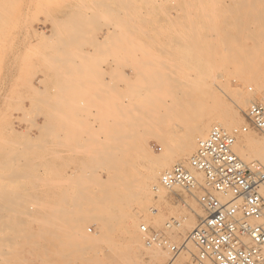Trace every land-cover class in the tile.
Masks as SVG:
<instances>
[{
    "label": "rangeland",
    "instance_id": "rangeland-1",
    "mask_svg": "<svg viewBox=\"0 0 264 264\" xmlns=\"http://www.w3.org/2000/svg\"><path fill=\"white\" fill-rule=\"evenodd\" d=\"M80 1L0 0V264H70L71 262V264H80V259H77L80 260L79 262L75 261L76 256L67 259L68 262L66 258H70L71 255L70 257L69 255L66 257L61 255L68 252L67 248L63 249L66 246L65 241L58 240L59 243L65 244V246L60 244L63 245L61 247L54 235L51 238L52 234H45L44 231L47 225L43 223V214H41L47 212L44 208L46 206L44 199L46 198V201L47 199L49 201L48 197L51 196L53 200L49 203H52L54 208L55 205L59 204V200H57L59 189L65 187L71 189V181L78 179L80 181L81 178L83 184L93 190V194H97L98 189L95 190L98 185L95 184V181L98 182V180L94 175L102 180L101 183L99 182L100 189L107 188L109 182H103L110 180V177H107L109 176L108 172L104 168L106 155L105 153H95L93 149L99 148L100 144L97 143H108L104 141L111 140L107 136L112 135L111 133L118 135L114 136L116 139L113 137L115 140H118L117 137L127 139L123 133L130 129L125 126H123L124 128L118 126V124L121 120V125L126 124L127 121L125 123L123 121L128 116H138L137 112L132 110V102L140 103V97L146 96L148 93L146 88L141 87L143 77H147L155 71L158 75H162V72L163 74L168 72L167 75L170 74L175 78L184 79L185 83L188 82L186 87L183 88L188 93L187 101H183L181 104L183 106L177 109L179 116L176 114L177 117L175 115V119L172 120L170 113L167 115L169 118L165 116L166 119L164 122L162 121V124L164 123L163 136L171 148H175L183 134L189 131L187 128L189 126L199 125L206 133L210 124L215 122V110L218 105H233L231 93L228 92V85L226 86L227 83H225L227 78L229 79L230 89L236 85L244 95L246 94L245 96L249 100L245 108L238 112L242 122L237 126L245 124L244 111L251 100H264V95L256 91L253 83L241 82L235 77L239 65L231 62L234 61L232 57H228L230 50L241 52L253 49L259 44L264 46V40L257 41L255 45V40H251L247 36L248 33L246 32L248 30H253V34L257 33L259 35L260 31L264 30V24L256 19L253 20L248 16L241 15L242 10V12L247 9H249L247 12L254 10L250 9L252 6L249 4L248 6L247 4L235 3H242L243 0H82V3ZM246 1L244 0V2ZM263 4L261 2L254 7L257 8L258 13L264 14ZM83 6L85 7L83 8ZM76 7L78 11H76ZM108 9L110 12L105 14ZM209 9L213 10V13ZM102 13L104 16H100ZM114 13L117 15V20L113 17L116 16ZM86 15L89 16L87 18H90V20L86 18ZM91 15H95L93 16L95 22ZM118 15L121 21L118 20ZM70 16L77 17V19L82 17V21L85 22V26H81L83 30L79 32L78 36L77 33H73V36H77L78 39V42L76 40L74 43H69L70 39L66 40L70 35L71 41L76 39L72 36L71 31L75 27L74 25L71 26L72 22H68ZM65 19L68 20L69 24L66 23ZM87 20L91 22H87ZM105 20L109 21V25H103ZM239 20H245L248 23L238 27L235 25V21ZM189 22L193 23L190 24ZM105 24L108 23L105 21ZM217 26L225 30L223 36V32L220 33L216 30ZM66 27H69V29ZM207 27L211 29H207ZM239 28L243 30L241 33L238 31ZM82 31L84 32L82 33ZM218 34L220 37L216 36ZM111 35L115 36L111 37ZM209 39H212V42ZM201 40L204 43L207 42V44L202 43ZM63 41H65V44ZM213 43L218 48H215L212 45ZM112 44L120 47H111ZM66 45L70 47L67 48ZM242 45L245 46L242 47ZM198 47L204 53L201 51L199 53V50L195 49H198ZM224 51H227L228 55ZM217 52L219 54H216ZM199 54H202L200 56L204 59H207L208 56L209 59H214L213 62L216 65V80L214 83L210 71L203 73L205 81H202L200 71L193 68L195 61L200 62L203 60L200 59ZM259 54V59H264V49ZM72 59L75 64H73V67H71V64L70 69H68L67 63L73 62ZM245 60H249V57ZM250 60H256V58H250ZM96 61L97 63H95ZM210 61L212 62V60ZM185 62L187 63L185 64ZM78 66L81 69L77 68ZM233 71L235 72L233 73ZM141 76L142 78H140ZM64 80L67 83L71 82V84L66 83L68 87L66 84L65 87L63 85ZM57 83H62V85L59 86ZM65 89L67 90L66 93L64 92ZM134 105L135 108L136 104ZM55 107H57L56 110ZM64 109L67 110L64 111ZM127 110H132L133 113L131 111V113H127L128 115L126 113H124L125 116L122 115L125 111L129 112ZM161 112L163 113V110ZM166 112L168 113L167 109ZM180 116L181 120L179 121ZM104 119L106 120L104 121ZM136 125L140 128L136 127L135 131H138V133L144 129L141 132L143 134L146 131L145 128L148 130V132L146 131L147 134L142 135L140 133V135L149 142L150 151L153 152V155H161L168 159L170 162L168 168L179 162L185 163L189 158L175 161L173 151H169L168 147L162 144L160 138L149 133L153 128L150 123L145 122V126H143V123H137ZM148 125H150V130ZM136 132L133 133L134 136L138 135ZM246 134L255 140L264 139L263 134L253 130H248ZM244 136L246 135L243 134ZM240 138H242V135L238 137V139ZM198 139L200 137L195 138L196 141L194 140L192 153ZM157 146L161 148L160 151L156 149ZM124 155L119 154L118 156L123 157ZM132 156L136 161V157ZM252 159L254 158H250L248 161ZM45 162L47 167H45ZM50 162H52L53 167L50 168L55 172L48 171ZM64 162L67 164L64 165ZM138 165V168H140L142 164ZM162 171L163 169L159 173ZM80 172L85 176L80 175V178L78 175L81 174ZM75 176H77V179ZM102 177L106 180H103ZM55 178L63 181L62 183L60 181V186L57 183L59 181L56 182ZM46 182L47 184H45ZM116 187L119 190V185ZM70 194L73 195V192ZM155 195L156 193L152 190L147 205L150 208H156V210L152 212L148 209L145 215L146 224L156 230L165 231L172 243L179 244L183 242L197 223L199 216L203 214L202 209L195 199L188 196L181 189H176L172 193L165 190L164 198L167 204L159 201ZM101 203L100 201L81 202L84 210L94 213L107 211ZM84 205L87 207H84ZM114 206L112 208L119 213V217L116 216L114 219L116 220V231L113 232V237L116 245L111 247L102 244L101 247L96 248L98 250L87 249L85 251L89 253L83 252L84 258L95 257L98 261L95 260L97 264L101 261H104V264L123 263V236L119 234H122L119 222L123 221L124 218L129 220L127 215L134 212L135 204L131 202L125 205L116 202ZM191 211H198V215L194 217L193 227L184 234H176V228L170 230L165 228V223L169 218L182 219ZM141 223L145 222L139 220L136 231L140 235L142 244L147 249H157L145 245L139 232V224ZM85 224L83 227L85 235L94 240L102 237V224L100 221L94 219V221L91 220L88 221V224L87 222ZM89 227L92 228V232L87 230ZM61 234L58 233L57 237H61ZM77 238L73 237L72 240L76 241ZM55 241L57 242L56 245L53 243ZM160 250L164 252L165 256L157 264L173 262L171 254L166 249L162 248ZM57 251L59 255L56 254ZM193 252V245L189 244V250L184 248L176 255L175 262L172 264H185L190 260ZM57 255L58 257H56ZM59 256L60 259L64 256L65 261L58 259ZM55 257L58 260L54 259ZM147 257V254H142L140 259L146 261ZM81 263L84 264L82 261Z\"/></svg>",
    "mask_w": 264,
    "mask_h": 264
},
{
    "label": "bare ground",
    "instance_id": "bare-ground-1",
    "mask_svg": "<svg viewBox=\"0 0 264 264\" xmlns=\"http://www.w3.org/2000/svg\"><path fill=\"white\" fill-rule=\"evenodd\" d=\"M82 1V0H81ZM80 1V2H81ZM92 1V0H91ZM120 1V0H119ZM128 1V0H127ZM126 1V2H127ZM90 2V1H89ZM94 2H98L100 3L99 1H94ZM137 2V1H136ZM263 2L264 3V0H247L246 2H243L242 3H239V2H235L237 4H241V5H245V4H249L250 6H252L250 9H254L250 12H247V9L245 12H242L241 11V15H245V16H248L250 19L252 18L253 20L256 19L258 22L264 24V14L262 13H258L257 11V8H254L258 3H261ZM82 3V2H81ZM212 3V2H211ZM97 4V3H96ZM106 4V3H104ZM210 4V3H209ZM215 4V3H214ZM218 4V3H217ZM82 5V4H81ZM120 5V4H119ZM211 5V4H210ZM248 5V6H249ZM213 6V5H212ZM211 6V7H212ZM219 6V5H218ZM239 6V5H238ZM260 6V5H259ZM264 6V4L262 5ZM74 7V6H73ZM85 6H83L84 8ZM125 7V6H124ZM200 7V6H199ZM244 7V6H243ZM95 8V7H94ZM107 8H109V6H107ZM105 8V9H107ZM123 8V7H122ZM215 8V7H214ZM240 8V7H239ZM76 11H78V8L76 7ZM103 9V8H102ZM112 9V7H111ZM202 9V8H201ZM224 9V8H223ZM238 9V8H236ZM261 9V8H259ZM87 10V9H86ZM89 10V9H88ZM87 10V11H88ZM93 10V9H92ZM123 10V9H122ZM216 10V9H215ZM219 10V9H218ZM226 10V9H225ZM74 10V12H76ZM82 11V10H81ZM95 11V10H94ZM118 11V10H116ZM125 11V10H124ZM128 11V10H127ZM186 11V10H185ZM190 11V10H189ZM201 11V10H200ZM209 11L213 13V10H210ZM224 11V10H223ZM102 12H104L102 10ZM107 12H110L109 9L106 10L105 14ZM114 12V11H113ZM120 12V11H119ZM126 12V11H125ZM209 12V13H210ZM218 12V11H217ZM226 12V11H225ZM261 12V11H260ZM263 12V11H262ZM86 13V12H85ZM91 13V11H90ZM95 13V12H94ZM212 13H211V16H212ZM215 13V12H214ZM220 13V12H219ZM227 13V12H226ZM240 13V11H239ZM115 14V13H114ZM113 14V15H114ZM119 14V13H118ZM203 14V13H202ZM81 15V14H80ZM90 15V14H89ZM103 15L100 14V16ZM116 15V14H115ZM128 15V14H127ZM189 15V14H188ZM187 15V16H188ZM197 15V13H196ZM207 15V14H205ZM75 16V15H74ZM77 17H79L78 15H76ZM82 16V15H81ZM80 16V17H81ZM92 16V15H91ZM95 16V15H93ZM91 17L92 19L94 17ZM104 16V15H103ZM108 16V15H107ZM208 16V15H207ZM77 17H71L70 16V19L69 21L65 19L66 23L69 24L72 22L71 26L74 25V27L76 28V26L80 27L81 29V26L84 25L85 22L82 21V17L81 19H77ZM84 17V16H83ZM89 17L86 15V18ZM112 17V16H111ZM115 17V19L117 20V15L116 16H113ZM217 17V16H216ZM238 17V16H237ZM66 18V17H65ZM85 18V19H86ZM105 18H108V17H105ZM104 18V19H105ZM136 18V17H135ZM209 18V17H208ZM213 18V16H212ZM220 18V17H219ZM88 19V18H87ZM262 19V20H261ZM56 20V19H55ZM64 20V18H63ZM90 20V18L88 19ZM87 22H91V21H88ZM118 20H120L119 18V15H118ZM129 20V19H128ZM142 20V19H141ZM69 23H68V22ZM93 21L95 22V19H93ZM105 21L108 23V24H105ZM103 21L105 26L109 25V21L105 20ZM118 21V22H119ZM189 21V20H188ZM208 21V20H207ZM223 21V20H222ZM64 23V21H62ZM61 22V23H62ZM86 22V23H87ZM111 22V21H110ZM131 22V20H130ZM210 22V20H209ZM208 22V23H209ZM217 22V21H216ZM225 22V21H223ZM221 22V23H223ZM55 23V22H53ZM114 23V22H113ZM122 23V22H121ZM134 23V22H133ZM178 23V22H177ZM176 23V24H177ZM190 23V22H189ZM193 22H191L190 24H192ZM248 22L245 21V20H239V21H235V25H237L238 27L241 26V25H246ZM123 24V23H122ZM142 24V23H140ZM189 24V26H190ZM212 24V23H211ZM214 24V23H213ZM233 24V23H232ZM92 25V24H91ZM253 25V24H252ZM67 26V25H65ZM64 26V27H65ZM69 26V25H68ZM85 26V25H84ZM113 26V25H112ZM119 26V25H118ZM116 26V27H118ZM128 26V25H127ZM141 26V25H140ZM186 26V25H185ZM212 26V25H211ZM264 26V25H263ZM70 27V26H69ZM69 27H66L69 29ZM99 27V26H98ZM115 27V28H116ZM121 27V26H120ZM131 27V26H130ZM138 27V26H137ZM144 27V26H143ZM245 28V26H243ZM132 28V27H131ZM142 28V27H140ZM262 28V27H261ZM77 29V28H76ZM123 29V28H122ZM127 29V28H125ZM133 29V28H132ZM147 29V28H146ZM196 29V28H195ZM207 29H211L210 27ZM216 29V28H215ZM240 29V28H239ZM249 29V28H247ZM65 30V29H64ZM72 30V29H71ZM74 30V29H73ZM73 30H72V36H73ZM83 30V29H81ZM86 30V28H85ZM135 30V28H134ZM138 30V29H136ZM192 30V29H191ZM190 30V31H191ZM218 32L220 31L223 32L222 33V36L225 32L224 29H221L219 28V26H217V29H216ZM79 31V30H78ZM77 30L75 32H78ZM110 31V30H108ZM128 31V30H127ZM208 31V30H207ZM240 33L241 31L243 30H238ZM246 31V30H245ZM244 31V32H245ZM253 30H248L246 33L247 36L251 39V40H255V45L257 43V41H260V40H264V30L260 31V34L257 35L256 34H253L252 33ZM74 32V34H75ZM81 32V31H80ZM84 31H82L83 33ZM112 32V31H110ZM217 32V33H218ZM127 33V32H126ZM201 33V32H200ZM215 33V32H214ZM229 33V32H228ZM243 33V32H242ZM66 34V33H65ZM64 34V35H65ZM114 34V33H113ZM216 34V33H215ZM244 34V33H243ZM77 36L79 35V32L76 34ZM193 35V34H192ZM228 35V34H227ZM69 36V35H68ZM67 36V37H68ZM77 36H73V37H76V39H73L71 41V35L68 37V39H66L69 43L70 42H73L74 41L78 42V39H77ZM112 36H115V35H111ZM191 36V35H190ZM198 36V35H197ZM203 36V35H201ZM216 36H219L220 35H216ZM235 36V35H234ZM242 36V35H241ZM66 37V38H67ZM108 37V36H107ZM193 37V36H192ZM191 37V39H192ZM228 37V36H227ZM232 37V35H231ZM238 37V36H237ZM94 38V37H92ZM115 38V37H114ZM117 38V37H116ZM199 38V37H198ZM201 38V37H200ZM208 38H209V35H208ZM212 38V37H210ZM217 38V37H215ZM225 38V37H224ZM176 39V38H175ZM205 39V38H204ZM207 39V37H206ZM205 39V40H206ZM213 39V38H212ZM211 39V40H212ZM222 39V38H221ZM241 39V38H239ZM65 40V41H66ZM115 40V39H114ZM177 40V39H176ZM210 40V39H209ZM210 40V41H211ZM217 40V39H216ZM227 40V39H226ZM65 41L64 44H65ZM110 41V40H109ZM202 41V40H201ZM200 41V42H201ZM219 41V40H218ZM235 41V40H234ZM67 42V44H68ZM212 42V41H211ZM236 42V41H235ZM238 42V41H237ZM262 42V41H261ZM71 43V44H73ZM202 43H204L202 41ZM220 43V42H219ZM222 43V42H221ZM228 43V42H227ZM226 43V44H227ZM204 44H207V42H205ZM210 45V43H209ZM213 46H215V48L218 46L214 45V43L212 44ZM62 46V45H61ZM200 46V45H198ZM207 46V45H206ZM245 45H242V47H244ZM65 47H70V46H65ZM75 47V46H74ZM77 47V46H76ZM79 47V46H78ZM224 47V46H223ZM187 48V47H186ZM188 48H191V47H188ZM205 48V47H204ZM202 48V49H204ZM208 48V47H207ZM213 48V47H211ZM228 48V47H226ZM230 48V47H229ZM75 49V48H74ZM196 50H199V53L203 52L204 51H201L200 50V47L195 48ZM206 49V48H205ZM214 49V48H213ZM224 49V48H222ZM232 49V48H231ZM263 49H264V46L263 44H259L257 45L255 48L253 49H248V50H245V51H241V52H237V51H229V56L228 57H232L234 61H231L235 64H238L239 65V70L236 71V75L235 77L238 78L239 81L241 82H247V83H253L256 87V91H258L260 94L264 95V59L260 58L259 59V53H262L263 52ZM69 50V49H68ZM194 50V49H193ZM215 50V49H214ZM238 50V49H237ZM201 51V52H200ZM219 51V50H218ZM88 52V51H87ZM197 52V51H196ZM206 52V51H205ZM216 52V51H215ZM226 52V54L228 53L227 51H224ZM69 53V52H67ZM207 53V52H206ZM212 53V51H211ZM216 54H219L218 52ZM225 54V56H226ZM259 54V55H258ZM202 55V54H199V56ZM224 55V54H223ZM228 55V54H227ZM77 56V55H76ZM75 56V57H76ZM218 56V55H217ZM216 56V57H217ZM224 56V57H225ZM264 56V55H263ZM72 57V56H70ZM80 57V56H79ZM204 57V56H203ZM206 57V56H205ZM214 57V56H213ZM249 57V60H245ZM262 57V56H261ZM199 58V57H198ZM210 57L208 56L207 59H204L202 58V56H200V59H203L201 60L200 62H194L193 64V68L198 69V71H200V76H201V80L205 81V78L203 76V73L205 71H210V74H211V78H212V82L214 83L215 80H216V76H215V68H216V65L214 64L213 60L214 59H209ZM227 58V57H226ZM250 58H256V60H250ZM74 59V58H73ZM73 59L71 61H73ZM209 59V60H208ZM218 60V57L216 58ZM212 60V62L210 61ZM227 60V59H226ZM216 61V60H215ZM60 62V61H59ZM217 62V61H216ZM227 62H229L227 60ZM90 63V62H89ZM97 63V61L95 62ZM171 63V62H170ZM187 62H185L186 64ZM224 63V62H223ZM67 68L70 69L69 66H72L73 67V64H75V62H68L67 63ZM217 64V63H216ZM164 66V64H162ZM172 65V64H170ZM162 66V68H163ZM223 66H225L223 64ZM172 67V66H171ZM191 67V66H190ZM77 68H80V66H78ZM167 68V66H166ZM237 68V67H236ZM76 69V68H75ZM81 69V68H80ZM166 70V69H165ZM169 70V69H168ZM79 72V70H77ZM76 71V72H77ZM81 71V70H80ZM197 71V70H196ZM86 72V71H85ZM171 72V71H169ZM235 71H233L234 73ZM95 73V72H94ZM165 73V72H164ZM168 72H166V74H163L162 72V75H158V73L155 71V72H152L151 75L147 76V77H143L142 76L140 78L141 79V82H143V85L141 87L143 88H146L147 89V95L146 96H143V97H140V103H133V109L131 107V109L133 111H136L137 112V117H133V116H128L127 118L124 119V123L125 121H127L129 123L126 122V124L124 125H121V121H119V124L118 126L120 125L121 127L125 126L126 128L130 129V130H126L124 134L125 138L127 139H120L119 137H117L118 140H115L116 136L118 135H113V133H111L112 135H107L109 137V139L111 140H105L104 142H108V143H97V142H93V143H97V144H100L99 148H94L93 151L95 153H102L106 155V162H105V170H107V174L109 176L107 177H110V180H106L105 178H103V180L105 179L106 181H103L104 183L105 182H109V188L112 186H115L113 188H108V185H107V188L105 189H100V186H99V182L101 180V178L99 179L97 175H94V177L96 178V180H98V182L95 181V184L99 186H97L96 190L98 189V193L97 194H93L94 191L91 190L89 187L85 186L83 184V182L81 181L82 178L80 175H82L83 173L81 174H78L81 178V180L79 181L78 180H72L71 181V189L68 187V188H60L59 189V192H58V196H57V200H59V204L55 205L54 208H53V204L52 203H49L53 200V198L51 196H49V201L47 199L46 201V198L44 199V203L46 206H44V208L47 210L44 211L46 213H41L43 214V217L41 215V217L44 219L43 220V223H45V225H47V227L45 228V234L48 233V234H52V237L53 238V235L56 237L57 239V242L58 240L61 241V242H64L66 243V246L64 243H59L58 242V245L60 244H63L65 246V248L63 249H66L68 250V252L66 253H62L61 255H64L65 257L69 255H71L70 258H66L67 259H72L74 256H76L77 258H75V261L77 259H80L84 264H97V260L96 258H91V257H88V258H84V255H83V252H86L85 250L87 249H95V250H98L96 248L98 247H101L102 244H107L111 247H114L116 245L115 241H114V237H113V232L116 231L115 228H116V223L114 220L115 217H119L118 214L112 207L114 206V204L116 202H119V203H123L125 205H127V203H131V202H134L135 204V209H134V212L133 210L130 209V211H132L133 213H129L127 216L129 218V220H124L119 222L120 224V231L122 232L119 233L120 235H122L123 237V249H124V256H123V260H122V264H157L159 263L165 256L164 252L161 251L160 247H157V246H148V247H155L157 249H147L146 247H144V245L142 244V240L140 238V235L137 233L136 231V225L138 224V221L139 220H142L143 222H147L146 220V212L149 210H151V208L147 205V203L149 202V199H150V196H151V191L153 190L155 193H156V197L159 199V201H161L162 203H166V200H165V189L160 185L159 183V176L161 173H159L162 169L164 171V168H168L170 162L168 161L167 158H165L164 156H161V155H153V152L151 153L150 151V144L147 140H144V138L142 137V135L144 133H146V131L148 132V130L145 128V132L142 134V129L141 130V134L138 133V131L136 132V127H138V125H136L137 123H143L145 126V122L146 123H150L153 128L152 130L149 132V133H152V136L154 135L155 137H158L160 138V141L162 142V144H164L165 147H168V150L170 151H173V154H174V159L175 161L177 160H181V159H184L186 157H190L191 153H192V150H193V147H194V140L195 138L197 137H204L208 130L213 126V125H217V126H221L222 128H225V129H230L232 127H238L237 125H239L241 122H242V119L239 117L238 115V112L239 110H243L247 104V102L249 101L247 96H245L240 89H238L235 85V87L231 88L229 87V79L227 78L225 80V83L226 86L228 87V92L231 93V96H232V103L233 105H229V106H226V105H218L216 110H215V122L210 124L208 130L206 133H204V130L201 126L199 125H193V126H189L187 127L189 129L188 132L184 133L183 136L181 137L179 143L177 145H175V148H171L169 146V144L166 142V139L164 138L163 136V132L164 129H163V124H162V121L164 122V120L166 118H169L167 115L171 113V118L172 120L175 119V115L177 114V109H179L182 104L183 101L186 100L187 98V95L188 93H186V89H183L186 87V83L188 84V82H184L181 78H175L173 77V75L171 76L170 74L167 75ZM172 73V72H171ZM189 73V72H187ZM59 74V73H58ZM90 74V73H88ZM183 74V72H182ZM209 74V73H208ZM95 75V74H94ZM84 76V75H82ZM186 76V75H185ZM86 77V76H85ZM84 77V78H85ZM187 78V77H185ZM198 78V77H197ZM204 78V79H203ZM66 79V78H65ZM74 79V78H73ZM95 79V78H94ZM67 80V79H66ZM64 80L63 81V85L65 86V84L67 83V81ZM195 80V79H194ZM66 81V82H65ZM70 81V79H69ZM196 81V80H195ZM84 83V82H83ZM197 83V82H196ZM58 84V83H57ZM62 85V83H60ZM60 84H58L60 86ZM67 84H71V82L67 83ZM66 84V85H67ZM199 84V83H198ZM202 85V84H201ZM200 85V86H201ZM64 86H62L64 88ZM189 86V85H188ZM225 86V87H226ZM66 87V86H65ZM68 87V85H67ZM230 89V90H229ZM64 90V89H63ZM66 89H65V93H66ZM63 92V93H64ZM229 93V94H230ZM247 93V92H246ZM41 94V93H40ZM39 94V95H40ZM248 94V93H247ZM250 96V95H249ZM37 98V97H36ZM250 98V97H249ZM39 100V99H38ZM35 101V100H34ZM42 101V100H41ZM40 101V102H41ZM187 101V100H186ZM253 100H251L249 102V104L252 102ZM39 102V103H40ZM37 103V102H36ZM58 103V102H57ZM185 103V102H184ZM55 104V103H54ZM134 104H136V107L134 108ZM140 104V105H139ZM248 104V105H249ZM45 105V103H44ZM43 105V106H44ZM56 105V104H55ZM50 106V105H49ZM53 106V105H52ZM60 106V105H59ZM96 106V105H95ZM58 107V106H57ZM55 107V110L56 108ZM248 107V106H247ZM46 108H49V107H46ZM53 108V107H52ZM59 108V107H58ZM54 109V108H53ZM98 109V108H97ZM96 109V110H97ZM130 109V108H128ZM166 109L168 110V113L166 112ZM247 109V108H246ZM38 110V109H37ZM63 110V109H62ZM67 110V109H66ZM64 109V111H66ZM125 110V108H124ZM132 110H127L129 112H123L122 115H124V113H126V115H128L129 113H131ZM163 110V113L161 112ZM59 111V110H58ZM57 111V112H58ZM61 111V110H60ZM59 111V112H60ZM132 111V113H133ZM246 111V110H245ZM244 111V112H245ZM49 112H51V110H49ZM62 112V111H61ZM84 112V111H83ZM98 113V112H97ZM128 113V114H127ZM167 113V114H166ZM135 114V112H134ZM181 114V113H179ZM49 115V114H48ZM88 115V114H87ZM114 115H118V114H114ZM121 115V113H120ZM121 115V116H122ZM136 115V114H135ZM178 115V114H177ZM176 115V117H177ZM182 115V114H181ZM54 116V115H53ZM52 116V117H53ZM80 116V115H79ZM120 116V117H121ZM125 116V115H124ZM165 116H167L165 118ZM179 116V115H178ZM51 117V115L49 116V118ZM183 117V116H182ZM54 118V117H53ZM244 118V117H243ZM26 119V118H25ZM33 119V118H32ZM84 119V118H83ZM51 120V119H50ZM78 120V119H77ZM97 120V119H96ZM106 119H104L105 121ZM170 120V119H169ZM181 120V116H180V119L179 121ZM183 120V119H182ZM29 121V120H28ZM33 122V121H32ZM47 122V121H46ZM131 122V123H130ZM244 122H246L245 118H244ZM48 123V122H47ZM117 123V122H116ZM108 124V123H107ZM111 125V124H110ZM132 125V126H131ZM142 125V124H141ZM149 126L148 125V129H149ZM107 127V126H106ZM109 127V126H108ZM124 128V127H123ZM139 128V127H138ZM151 128V127H150ZM110 129V127H109ZM121 129V128H120ZM140 129V128H139ZM108 130V129H106ZM105 130V132H106ZM150 130V129H149ZM109 131V130H108ZM133 131V132H132ZM110 132V131H109ZM121 132V131H120ZM138 133L137 136H134V134ZM248 132V131H247ZM241 133L240 135L237 136L236 138V142H235V145H234V150L236 152V154L242 159V160H247L245 162H250V161H253V160H257L263 167H264V139L262 140H255L254 138L250 137L249 135H247L246 133ZM108 133V132H107ZM115 133H117L115 131ZM134 133V134H133ZM147 134V133H146ZM243 134H245L246 136L243 137ZM134 137H133V136ZM151 135V134H150ZM242 135V138L238 139V137H240ZM115 136V137H114ZM149 136V135H148ZM113 139H112V138ZM262 138V137H261ZM94 140V139H93ZM95 141V140H94ZM196 141V140H195ZM57 144V143H56ZM96 145V144H94ZM161 150V149H160ZM55 153V152H54ZM58 153V151H57ZM119 154H125L123 157L121 156H118ZM134 155L136 157V161L134 160L133 156ZM250 158H254L250 161H248V159ZM138 161H141L140 163L142 164L141 165V169L138 168V164H140ZM51 164H48L50 165V167H52V162H50ZM54 164V163H53ZM64 165L67 164V163H63ZM44 166V164H43ZM54 166V165H53ZM45 167H47V164L45 162ZM53 168V167H52ZM50 168L48 171H53V169ZM56 168V167H55ZM80 168H82L80 166ZM166 168V169H167ZM165 169V170H166ZM55 170V169H54ZM58 171V170H57ZM56 171V172H57ZM162 171V172H163ZM55 172V171H53ZM58 173V172H57ZM77 174V173H76ZM75 174V175H76ZM48 175V174H47ZM159 175V176H158ZM55 176V175H54ZM61 176V175H60ZM65 176V175H64ZM78 176V177H79ZM85 176L82 175V177ZM87 176V175H86ZM74 177V176H72ZM76 179H77V176H75ZM56 179V178H55ZM74 179V178H72ZM109 179V178H107ZM50 181V179H48ZM59 181L58 179H56V182ZM61 181V179H60ZM57 182L58 184L60 183ZM52 182V181H51ZM50 182V183H51ZM63 181H61L62 183ZM100 182V183H101ZM65 183H69V182H65ZM115 183H117L119 185V190L117 189ZM47 184V182L45 183ZM52 184V183H51ZM61 184H59L60 186ZM65 185V184H64ZM63 185V186H64ZM105 185V184H104ZM111 185V186H110ZM102 188V187H101ZM73 192V195H71L70 193ZM60 193V194H59ZM263 194H264V191H263ZM48 196V195H47ZM8 199V198H7ZM97 201H100L102 202V206L104 208L107 209V211L105 212H97V213H94V212H89L87 210H84L81 202H85V203H90V202H97ZM43 204V203H42ZM167 204V203H166ZM117 205V204H116ZM5 207V206H4ZM40 207H42V205H40ZM84 207H87L86 205H84ZM115 207V206H114ZM195 208V207H194ZM43 209V208H42ZM156 209V208H154ZM196 210V209H195ZM118 211V210H117ZM43 212V211H42ZM198 212V211H197ZM197 212H189L188 215L182 219H180V224L176 227V234H184L188 229H190L193 224V221H194V217L195 215H198ZM200 213V212H199ZM202 215L200 216H203L204 215V212L202 211ZM126 214V213H125ZM160 215V214H159ZM121 216V215H120ZM199 216V217H200ZM45 217V218H44ZM162 217V216H161ZM98 220L100 221V223L102 224V237H100L99 239L97 240H94V239H91L88 235H85L84 234V229L83 227L86 225L85 223L87 222L88 224V221H91L93 220ZM118 223V222H117ZM85 224V225H84ZM49 226V227H48ZM196 226V224H195ZM194 226V227H195ZM193 227V228H194ZM192 228V229H193ZM175 229V228H174ZM191 229V230H192ZM190 230V231H191ZM42 231V230H41ZM86 231V230H85ZM118 232V231H117ZM61 234L63 233L64 235H62L61 237L58 236L57 237V234ZM47 234V235H48ZM49 236V235H48ZM51 236V235H50ZM64 236V237H63ZM115 236V235H114ZM77 238L76 241L72 240V238ZM81 237V238H80ZM84 237V238H83ZM94 237V236H93ZM99 237V236H97ZM55 239V238H54ZM119 239V238H118ZM117 239V240H118ZM121 241V240H120ZM56 241L53 242L54 244L57 243ZM185 243V248H187V250H189V244H191L190 240L188 239V235L187 237L185 238V240L183 241ZM52 245V244H51ZM56 245V244H55ZM63 245H60L61 247ZM54 246V245H53ZM55 247V246H54ZM60 247V248H61ZM56 248V247H55ZM110 248V247H108ZM58 249V248H56ZM62 251V250H61ZM88 252V251H87ZM86 252V253H87ZM122 252V250H121ZM181 252V251H180ZM56 253V252H55ZM85 253V254H86ZM89 253V252H88ZM191 253V252H190ZM58 254V251L57 253ZM142 254H147V260L146 261H143L142 259H140V256ZM59 255V254H58ZM58 255L56 257H58ZM122 255V254H121ZM62 256L61 259H60V256L58 259L60 260H64L65 261V257ZM73 256V257H72ZM86 256V255H85ZM56 257L54 259H56ZM64 257V258H63ZM185 257V255H184ZM176 256L172 258L173 262H175ZM183 258V257H182ZM56 259V260H58ZM122 259V258H121ZM80 260H77L76 262H79ZM97 262H96V261ZM99 260V259H98ZM179 260V259H178ZM184 260V259H183ZM55 261V260H54ZM68 261V260H67ZM72 261V260H71ZM80 261V264H82ZM60 262V261H59ZM69 262V261H68ZM102 262V261H101ZM100 262V263H101ZM104 262V261H103ZM102 262V264H104ZM173 262H169L168 264H172ZM56 263V262H54ZM72 263V262H71ZM70 263V264H71ZM99 263V264H100ZM178 263V262H177ZM59 264V263H58ZM61 264V263H60ZM63 264V263H62ZM76 264V263H74Z\"/></svg>",
    "mask_w": 264,
    "mask_h": 264
},
{
    "label": "built area",
    "instance_id": "built-area-1",
    "mask_svg": "<svg viewBox=\"0 0 264 264\" xmlns=\"http://www.w3.org/2000/svg\"><path fill=\"white\" fill-rule=\"evenodd\" d=\"M244 118L245 124L230 129L213 125L185 163L159 176L165 190H183L204 212L188 234L194 252L185 264H264V167L257 160L245 162L234 150L241 133L253 130L264 136V100L252 101ZM179 224L171 217L165 228ZM139 232L146 246L166 249L172 258L185 248L146 223L139 224Z\"/></svg>",
    "mask_w": 264,
    "mask_h": 264
},
{
    "label": "crops",
    "instance_id": "crops-1",
    "mask_svg": "<svg viewBox=\"0 0 264 264\" xmlns=\"http://www.w3.org/2000/svg\"><path fill=\"white\" fill-rule=\"evenodd\" d=\"M76 28H77V29H76ZM76 28H73L74 30L72 29V30H73V33H74L76 30H77V31L79 30L78 32L81 31L80 27H76ZM72 30H71V31H72ZM78 32H75V33H78ZM112 45H113V46H111V47H120V46H115V44H112ZM118 45H120V44H118ZM54 127H59V126H54Z\"/></svg>",
    "mask_w": 264,
    "mask_h": 264
}]
</instances>
